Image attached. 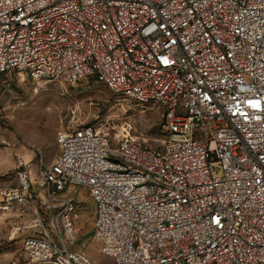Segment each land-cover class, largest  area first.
<instances>
[{"label": "built area", "instance_id": "2783aa9c", "mask_svg": "<svg viewBox=\"0 0 264 264\" xmlns=\"http://www.w3.org/2000/svg\"><path fill=\"white\" fill-rule=\"evenodd\" d=\"M76 83L161 108L157 148L59 129L40 168L83 187L106 262L74 250L75 198L48 193L23 236L31 264H264V0H0V74ZM0 212L33 203L22 158ZM58 202V206H55Z\"/></svg>", "mask_w": 264, "mask_h": 264}, {"label": "rangeland", "instance_id": "374dc122", "mask_svg": "<svg viewBox=\"0 0 264 264\" xmlns=\"http://www.w3.org/2000/svg\"><path fill=\"white\" fill-rule=\"evenodd\" d=\"M161 108L141 104L112 92L92 78L65 84L31 80L17 71L0 75V189L16 183L15 166L22 158L30 170L33 203L0 212V264H31L21 249L22 238L46 214L48 193L56 200L75 198V238L71 245L95 263L106 262L92 239L94 211L83 187L52 194L43 186L40 168L57 153L59 129L91 125L110 134L128 136L144 146L157 148L162 138ZM58 206V202H55Z\"/></svg>", "mask_w": 264, "mask_h": 264}, {"label": "crops", "instance_id": "0c3cea01", "mask_svg": "<svg viewBox=\"0 0 264 264\" xmlns=\"http://www.w3.org/2000/svg\"><path fill=\"white\" fill-rule=\"evenodd\" d=\"M55 144H56V143H55ZM56 147H57V146H56ZM57 154H58V148H57V153H56V155H57ZM56 155H55V156H56ZM55 156L53 157V159L55 158ZM53 159H52V160H53ZM50 162H51V161H50ZM49 164H50V163H49ZM49 164H48V165H49ZM48 165H47V166H48ZM47 166H41V168H46ZM26 169H27V168H26ZM27 170H28V169H27ZM28 172H29V174H30V170H28ZM92 226H93V224H92Z\"/></svg>", "mask_w": 264, "mask_h": 264}, {"label": "trees", "instance_id": "16d2710c", "mask_svg": "<svg viewBox=\"0 0 264 264\" xmlns=\"http://www.w3.org/2000/svg\"><path fill=\"white\" fill-rule=\"evenodd\" d=\"M1 74H3V73H1ZM1 74H0V75H1Z\"/></svg>", "mask_w": 264, "mask_h": 264}]
</instances>
